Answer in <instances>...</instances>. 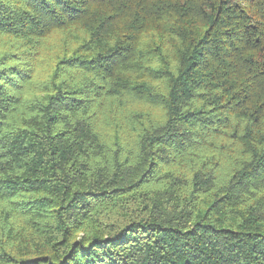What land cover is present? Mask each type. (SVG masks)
Returning <instances> with one entry per match:
<instances>
[{"label": "trees", "instance_id": "trees-1", "mask_svg": "<svg viewBox=\"0 0 264 264\" xmlns=\"http://www.w3.org/2000/svg\"><path fill=\"white\" fill-rule=\"evenodd\" d=\"M0 264H264V0H0Z\"/></svg>", "mask_w": 264, "mask_h": 264}]
</instances>
